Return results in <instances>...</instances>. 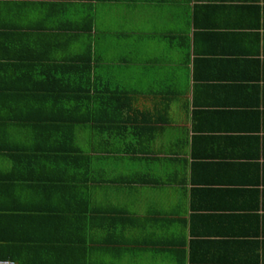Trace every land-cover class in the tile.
Returning a JSON list of instances; mask_svg holds the SVG:
<instances>
[{"label":"crops","instance_id":"1","mask_svg":"<svg viewBox=\"0 0 264 264\" xmlns=\"http://www.w3.org/2000/svg\"><path fill=\"white\" fill-rule=\"evenodd\" d=\"M1 254L264 264V0H0Z\"/></svg>","mask_w":264,"mask_h":264},{"label":"trees","instance_id":"2","mask_svg":"<svg viewBox=\"0 0 264 264\" xmlns=\"http://www.w3.org/2000/svg\"><path fill=\"white\" fill-rule=\"evenodd\" d=\"M96 113H97V111L94 112V113L91 112V114H92L91 117L93 118V119H91V120L96 119ZM86 119H88V118H86ZM99 119H101V118H99ZM80 120H81V119H80ZM87 122H88V121H87ZM83 123H86V121H84ZM6 257H7V255H5V254H1V255H0V258H2V259H0V261H1V260H3V261H4V260H7V259H5Z\"/></svg>","mask_w":264,"mask_h":264},{"label":"built area","instance_id":"3","mask_svg":"<svg viewBox=\"0 0 264 264\" xmlns=\"http://www.w3.org/2000/svg\"><path fill=\"white\" fill-rule=\"evenodd\" d=\"M0 264H15V262L14 261H12V260H1L0 261Z\"/></svg>","mask_w":264,"mask_h":264}]
</instances>
